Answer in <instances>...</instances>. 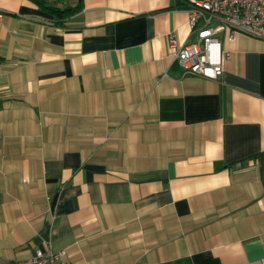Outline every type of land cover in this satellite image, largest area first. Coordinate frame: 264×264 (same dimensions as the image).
<instances>
[{"label": "crops", "instance_id": "obj_1", "mask_svg": "<svg viewBox=\"0 0 264 264\" xmlns=\"http://www.w3.org/2000/svg\"><path fill=\"white\" fill-rule=\"evenodd\" d=\"M0 9V264H264V40L211 79L173 61L174 0Z\"/></svg>", "mask_w": 264, "mask_h": 264}, {"label": "built area", "instance_id": "obj_2", "mask_svg": "<svg viewBox=\"0 0 264 264\" xmlns=\"http://www.w3.org/2000/svg\"><path fill=\"white\" fill-rule=\"evenodd\" d=\"M184 9L194 39L177 45L170 36L173 61L183 75L217 79L223 61L230 58L224 41L232 42L239 34L264 40V0H187ZM2 14L0 9V17ZM64 258V250L37 249L31 257L15 259L13 264H69Z\"/></svg>", "mask_w": 264, "mask_h": 264}, {"label": "trees", "instance_id": "obj_3", "mask_svg": "<svg viewBox=\"0 0 264 264\" xmlns=\"http://www.w3.org/2000/svg\"><path fill=\"white\" fill-rule=\"evenodd\" d=\"M39 4L42 6L43 9L49 10L52 15H55L59 19L63 20L69 17L71 14H73L77 10L76 6H66V7H58L56 5H46L45 1H38ZM187 0H174V6H177L179 8H184L186 6Z\"/></svg>", "mask_w": 264, "mask_h": 264}]
</instances>
